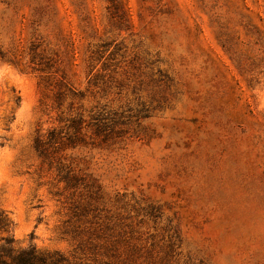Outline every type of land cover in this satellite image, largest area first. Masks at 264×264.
Segmentation results:
<instances>
[{
	"label": "rangeland",
	"instance_id": "374dc122",
	"mask_svg": "<svg viewBox=\"0 0 264 264\" xmlns=\"http://www.w3.org/2000/svg\"><path fill=\"white\" fill-rule=\"evenodd\" d=\"M52 129L76 142L44 160ZM58 162L96 218L72 219L88 194ZM0 210L15 248L72 264L169 239L181 263L264 264V0H0Z\"/></svg>",
	"mask_w": 264,
	"mask_h": 264
},
{
	"label": "trees",
	"instance_id": "16d2710c",
	"mask_svg": "<svg viewBox=\"0 0 264 264\" xmlns=\"http://www.w3.org/2000/svg\"><path fill=\"white\" fill-rule=\"evenodd\" d=\"M63 83L64 87L67 86L65 85L66 82H59V88L56 92L58 104L64 99V93L61 89ZM67 90L74 96L78 94V92L74 91L70 85L67 86ZM97 118L99 120L94 118L95 124L92 126L97 134H101L105 131V125L100 122L103 119L100 117ZM67 121L68 129L70 128L76 133L81 130L83 124L81 117H70ZM75 142L76 139L74 136H69L67 134L63 135L62 131L52 129L48 132L46 140L43 139L42 136L36 137L34 141V149L40 158L50 160L49 149L52 145L57 144L56 146L59 149L66 145L73 147ZM56 169L60 175V180L64 183L67 190H72L74 193V191L76 192V190L84 188L83 190L88 194L86 201L82 203L77 201L72 205V219L79 223L88 216L96 218L97 207L93 201L99 190H91L88 186L89 183L84 177L77 175L69 166H65L61 162L57 163ZM12 225V221L8 218L7 214L0 210V264H72L67 258L58 253H42L37 251L32 245L23 249L15 248L14 238L11 234ZM97 232L94 231L93 233ZM174 246L175 242L169 239L165 245L160 247L155 242H152L150 247H146L145 245L129 246L126 251H123V256L120 255L116 246L110 247L109 252L112 257L116 259L117 264H190L189 261L183 263L180 262V253L174 250Z\"/></svg>",
	"mask_w": 264,
	"mask_h": 264
}]
</instances>
